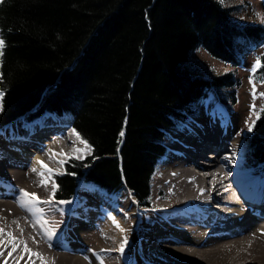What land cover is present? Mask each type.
Listing matches in <instances>:
<instances>
[{
  "label": "trees",
  "instance_id": "obj_1",
  "mask_svg": "<svg viewBox=\"0 0 264 264\" xmlns=\"http://www.w3.org/2000/svg\"><path fill=\"white\" fill-rule=\"evenodd\" d=\"M234 8L220 0H3L0 129L45 111L66 119L91 153L52 175L53 199L72 205L83 184L152 209V178L169 133L209 95L226 109L237 86L231 68L241 66L243 51L264 46V23L238 22ZM197 49L224 70H206L191 58ZM257 58L264 63V50ZM253 77L264 84V67ZM253 121L242 149L257 166L264 113Z\"/></svg>",
  "mask_w": 264,
  "mask_h": 264
},
{
  "label": "bare ground",
  "instance_id": "obj_2",
  "mask_svg": "<svg viewBox=\"0 0 264 264\" xmlns=\"http://www.w3.org/2000/svg\"><path fill=\"white\" fill-rule=\"evenodd\" d=\"M45 114L51 118L43 120ZM42 116L38 124L28 126L30 130L19 123L22 134L9 133L0 143V264H118V246L130 234L128 207L117 206L120 201L98 197L103 201L92 208L82 203L85 211L57 241L46 239L41 226L48 203L38 205L42 214H33L16 202L20 189L48 200L51 179L47 187L40 186L38 160L52 169L67 157L83 160L90 152L68 125L49 112ZM215 118L200 122L201 128L177 140L173 150L167 147L173 137L166 142V152L174 156L159 179V198L164 202L160 217L166 221L162 225L150 221L149 227L138 232L146 264H264V165L257 171L240 166L226 177L227 162L241 159V146L231 120ZM40 129L48 135H36ZM206 148L220 157L201 168L196 159L205 157ZM134 209L139 215L149 211ZM43 228L47 229L46 224Z\"/></svg>",
  "mask_w": 264,
  "mask_h": 264
},
{
  "label": "rangeland",
  "instance_id": "obj_3",
  "mask_svg": "<svg viewBox=\"0 0 264 264\" xmlns=\"http://www.w3.org/2000/svg\"><path fill=\"white\" fill-rule=\"evenodd\" d=\"M223 5L225 6H233L235 7L232 12L231 16L234 20L241 22V23H259L261 22L260 17H264V4L261 2V0H224ZM256 13H259L260 16L258 17ZM264 50L263 47H259L255 50H249V51H243L242 52V64L238 68H230L226 67L228 70L232 71L234 74V77L237 81V86L234 89V99L231 100V104L224 109L222 106L218 104L217 98L215 95H209L205 100H203L199 107L197 115L194 116L191 120H186L185 123L179 124L178 128L176 130H173L171 132V136L173 137L171 141H169V144H167V147L171 150H173L178 143L177 140L186 139V134L191 133L190 131L196 130L198 126L200 127V122H202L204 119H208L212 116L216 117L215 120L222 121L223 118H228L231 120V123L234 124V133L235 137L240 141L239 145L241 146L240 154H241V164L247 165L251 164V160L247 159L242 155V139L244 136V133L248 131V128L256 116V113L259 111L263 97L260 96V93H264V84L258 82L253 77V73L251 69L253 68V65L256 61V56L260 54ZM191 58L196 59L200 63H202L206 70H210L209 72L215 73V72H221L224 70V66L220 62L216 61L215 59L209 57V55L202 49H197L191 53ZM202 65V66H203ZM253 87H255V93H256V99L254 101L256 105L255 112H253L250 109V105L253 104ZM48 117L51 118L49 115H43L42 119ZM42 119H38L37 124ZM56 120L59 122H62L64 125H67V121L64 118H58L55 117ZM230 123V121H228ZM16 125H13V124ZM19 123H23L21 120H17L10 124L9 126L2 127L1 129L7 128L9 131L7 133L0 132V143L3 139L8 138L11 134H22L21 127L19 126ZM61 124V123H60ZM61 124V126H64ZM51 125V124H50ZM52 126V125H51ZM54 126V125H53ZM23 127V126H22ZM27 128V127H26ZM50 131V127H45ZM66 128V127H65ZM201 128V127H200ZM45 131V130H44ZM232 131V134H233ZM26 132V130H25ZM34 146L37 144H33ZM25 146H28L26 144ZM42 153V152H39ZM90 154V152H89ZM88 156V155H87ZM86 156V157H87ZM174 158L172 153L169 152L164 156V158L161 160L159 167L157 169V173L152 178V184H151V190H152V202L153 207L149 211H146L145 213H137L136 209H134V203L131 201V199L122 192L120 196L112 195V198L108 196L107 194L102 193L101 191H98L95 188L87 187L83 184H80L77 188L76 192V201L75 203H72V205H69L67 207H64L62 204H59L55 202V200L52 198V203H48V215L44 217V220H50V222H47L46 227L47 229L51 228L54 229L55 235L52 236V239L59 240L60 236L63 234V232L72 226V224L77 219V215H80V212L85 211L84 207L82 206V203H85L86 206L89 208H92L95 203L102 202V199H111L117 204V206L125 205L128 207L126 215L128 217L129 221V227H130V234H125L122 238L118 248L120 249L121 244L124 242L125 238H127V244L124 247L123 253L119 251L117 254L118 258V264H146V260L144 259L141 251H140V239L138 232L145 230L147 227H149L151 224L150 221H154L153 225H162L164 224V219H162L160 216H162V212L160 211L161 207L164 206V202L161 199L157 198V195L155 194L156 191L160 192V176L163 173V170L166 168V164L168 163L169 159L170 161ZM72 159L80 160L74 156H70L64 159L63 163L57 167H53L55 174H61L64 170V164ZM203 158L198 157L196 160L200 161ZM253 165V164H252ZM252 169L253 171H257L259 166L255 167H248ZM264 170V169H263ZM52 177V176H51ZM51 179V185L48 192L47 199L49 200L51 194H52V178ZM98 197H101L100 200ZM123 199V200H122ZM114 203V204H115ZM88 210V209H87ZM167 211V210H166ZM131 212H134L132 214ZM169 213V212H168ZM119 217H122L119 215ZM166 217V216H165ZM159 218L158 223L156 222V219ZM139 220V221H138ZM163 222V223H162ZM130 253L132 255L131 259L127 256ZM126 254V255H125ZM128 257V258H127ZM126 259V260H125ZM130 260V263L128 262Z\"/></svg>",
  "mask_w": 264,
  "mask_h": 264
},
{
  "label": "snow or ice",
  "instance_id": "obj_4",
  "mask_svg": "<svg viewBox=\"0 0 264 264\" xmlns=\"http://www.w3.org/2000/svg\"><path fill=\"white\" fill-rule=\"evenodd\" d=\"M0 2H3V0H0ZM220 3L223 4L224 0H220ZM256 15L259 17L260 14L256 13ZM261 22L264 23V17H260ZM6 46V42L3 39V36L0 35V57L3 56V49ZM0 64H2V60H0ZM264 67V63L261 62L260 58H257L253 68L251 69L252 72H255L257 68H261ZM262 82H264V80H262ZM5 95V91L3 89H0V113H2L4 111V104H3V98ZM253 104L250 105V109L255 112L256 109V105L254 103L255 99H256V93H255V87H253ZM260 96L264 97V93H260ZM260 113H264V106H261L260 112L256 113L257 119L260 118ZM255 125V121H253V124L249 126L248 131H252L253 126ZM9 131V129L4 128V129H0V132L2 133H7ZM73 133L77 136V138L80 140L81 143H83L85 145L86 148H91V145L88 144L87 140H85L83 137L80 136V134L78 132H76L75 129L72 130ZM121 136L124 135L123 131H121L120 133ZM76 151H81L79 149H77ZM53 156L58 155L57 153H52ZM79 158V157H77ZM37 163L40 164L41 167V171L38 172V175L41 177L40 180V186L43 187H47V183H48V179L55 174L53 169L48 168V166L46 164H44L43 161H37ZM59 163H63V161H59ZM33 172H36L37 169L36 168H32ZM53 187H52V194L49 198V200H40V198L38 197V195L36 193H29L27 192L25 189H20L19 190V195L17 197V203L21 208H24L26 211L33 213V214H42L43 213V209L39 208L38 205L40 203H52V198L55 195V191L58 188V185L55 184V182L53 181ZM59 203L63 204V203H70V201H59ZM115 222V221H114ZM47 224V221H43L42 222V230L44 231V235L46 237V239H51L53 235H55V231L54 229H44L43 225ZM117 227H119V225L117 224ZM3 230L0 229V233H2ZM0 244H2V241H0ZM127 244V238H125L124 242L121 244L119 251L121 253H123L124 251V247ZM13 251H15V245H13ZM25 251L28 252L29 250L27 249L26 245H25ZM0 255H3V250L0 249ZM8 255L11 256L12 252H8ZM102 264V261H101Z\"/></svg>",
  "mask_w": 264,
  "mask_h": 264
}]
</instances>
